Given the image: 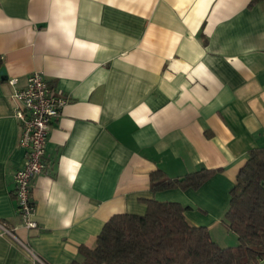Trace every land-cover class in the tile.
Returning a JSON list of instances; mask_svg holds the SVG:
<instances>
[{"label": "crops", "instance_id": "crops-1", "mask_svg": "<svg viewBox=\"0 0 264 264\" xmlns=\"http://www.w3.org/2000/svg\"><path fill=\"white\" fill-rule=\"evenodd\" d=\"M250 2L0 0V264H70L111 216L145 213L146 198L191 207L188 221L210 232L226 226L237 173L264 146V1ZM34 71L69 102L32 179L38 227L28 229L9 79L22 87ZM158 168L222 171L198 190L154 193Z\"/></svg>", "mask_w": 264, "mask_h": 264}, {"label": "trees", "instance_id": "trees-1", "mask_svg": "<svg viewBox=\"0 0 264 264\" xmlns=\"http://www.w3.org/2000/svg\"><path fill=\"white\" fill-rule=\"evenodd\" d=\"M262 1L251 0L249 7ZM221 171L200 168L170 177L158 168L150 174V189L198 190ZM230 196L225 223L237 235L234 246L220 245L207 226L191 224L186 216L191 207L146 198L145 213L111 216L95 247L81 245V259L70 264H264V146L249 151ZM34 264L50 263L41 258Z\"/></svg>", "mask_w": 264, "mask_h": 264}, {"label": "built area", "instance_id": "built-area-1", "mask_svg": "<svg viewBox=\"0 0 264 264\" xmlns=\"http://www.w3.org/2000/svg\"><path fill=\"white\" fill-rule=\"evenodd\" d=\"M9 82L16 86L14 97L18 105L15 115L22 128L19 142L26 152L24 165L14 175L15 198L23 225L34 229L38 222L33 218L36 204L32 179L47 168L49 130L69 102V97L61 89L48 84L42 71H34L22 87L18 86L17 77L10 78Z\"/></svg>", "mask_w": 264, "mask_h": 264}, {"label": "rangeland", "instance_id": "rangeland-1", "mask_svg": "<svg viewBox=\"0 0 264 264\" xmlns=\"http://www.w3.org/2000/svg\"><path fill=\"white\" fill-rule=\"evenodd\" d=\"M211 234L214 238H216V242L220 244H229L232 242L231 240H234L237 242V235L229 230L227 226H225L223 223H219L211 228Z\"/></svg>", "mask_w": 264, "mask_h": 264}]
</instances>
